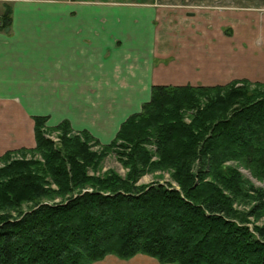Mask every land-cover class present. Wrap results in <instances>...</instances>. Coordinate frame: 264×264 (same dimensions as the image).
I'll list each match as a JSON object with an SVG mask.
<instances>
[{"label":"trees","instance_id":"trees-1","mask_svg":"<svg viewBox=\"0 0 264 264\" xmlns=\"http://www.w3.org/2000/svg\"><path fill=\"white\" fill-rule=\"evenodd\" d=\"M33 120L35 146L0 156V264L136 254L161 264H264V221L250 220L264 216V187L237 168L264 184V81L153 85L107 144L66 120ZM52 131L57 142L46 136ZM109 153L129 168L125 177L89 174ZM156 168L169 170L175 186L137 184Z\"/></svg>","mask_w":264,"mask_h":264},{"label":"crops","instance_id":"crops-1","mask_svg":"<svg viewBox=\"0 0 264 264\" xmlns=\"http://www.w3.org/2000/svg\"><path fill=\"white\" fill-rule=\"evenodd\" d=\"M216 1L0 0V154L34 145L36 115L109 143L153 85L263 82L262 22L240 0ZM104 263L161 264H93Z\"/></svg>","mask_w":264,"mask_h":264},{"label":"rangeland","instance_id":"rangeland-1","mask_svg":"<svg viewBox=\"0 0 264 264\" xmlns=\"http://www.w3.org/2000/svg\"><path fill=\"white\" fill-rule=\"evenodd\" d=\"M190 1L191 0H185L186 4L189 3ZM214 1H216V0H214ZM221 1H224V0H221ZM240 1L243 4L242 7H243V13H244L245 17L246 18L250 17V18H253V19H259L260 22H262V24H263V25L261 24L260 27L264 28V0H240ZM213 3H216V4H213V10H217V11L220 12V10L223 8V7H219L218 6V3H219V5H221L220 2L216 1V2H213ZM230 6H231V4L227 5L225 8L230 7ZM196 85H198V84H196ZM33 125H34V120H33ZM55 125L48 123L47 120H46V126L53 127ZM70 127H71V125H70ZM33 130H34V127H33ZM72 130H73V128H72ZM73 131L78 132V131H81V130H73ZM57 134H58L57 132L52 131V132L46 133V136L49 137L50 139H52L53 141L57 142L58 141V135ZM100 144H107V143L100 142ZM34 146H35V139H34V145L33 146H29V145L25 146L24 145V146H19L17 148H11L9 150L18 149V148H22V147L31 148V147H34ZM89 148L92 151H100V149H99L100 147L96 146V145H91L90 144ZM6 151H8V150H6ZM6 151H4L3 153H5ZM3 153H1L0 156ZM152 159H155V157L153 156ZM237 168L243 174V176L245 178L249 179L255 186L264 187V184L262 182L258 181L256 178H254L249 170H247L246 168H243L242 166H239V165L237 166ZM109 171H113L117 175H119L121 177H125V175L129 171V168L126 167L122 163V161L120 159H118V157L114 153H109V154L105 155V157H103L99 161L97 170H95L93 172L90 168L88 169V173L89 174H91V175L93 174V175H96V176H103L106 172H109ZM48 181H49V186L52 189H57L56 185L52 182V180L50 178H48ZM156 181H158L160 183L169 182V183H172L175 186L174 181H173V179H172V177L170 175V171L166 170V169H158V168H156L154 170H151V171L147 170V171H144L142 174H140L138 176V179H137V184L147 185V184H149L151 182H156ZM60 199L61 198L59 196H55L54 198H52V200H48V201H59ZM249 207H250L249 205H239V208L240 209H244V210H247ZM250 220L253 221L257 225H261L263 223V221H264V216L260 217L258 219H255L253 216H251ZM104 264H113V263H104Z\"/></svg>","mask_w":264,"mask_h":264}]
</instances>
